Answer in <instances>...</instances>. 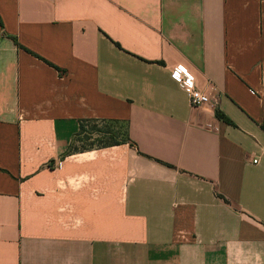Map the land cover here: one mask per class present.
Returning <instances> with one entry per match:
<instances>
[{
  "label": "crops",
  "instance_id": "obj_1",
  "mask_svg": "<svg viewBox=\"0 0 264 264\" xmlns=\"http://www.w3.org/2000/svg\"><path fill=\"white\" fill-rule=\"evenodd\" d=\"M0 264H264V0H0Z\"/></svg>",
  "mask_w": 264,
  "mask_h": 264
},
{
  "label": "trees",
  "instance_id": "obj_2",
  "mask_svg": "<svg viewBox=\"0 0 264 264\" xmlns=\"http://www.w3.org/2000/svg\"><path fill=\"white\" fill-rule=\"evenodd\" d=\"M100 123H107L104 126H100ZM118 123L117 120L107 121L98 118H85L80 120L79 131L76 134L75 142L69 147V151H79L92 149L94 147H106L125 143L130 140L127 130L121 131L113 124ZM85 135V136H82ZM97 141L98 145H94L93 142L90 145H78L84 141Z\"/></svg>",
  "mask_w": 264,
  "mask_h": 264
},
{
  "label": "built area",
  "instance_id": "obj_3",
  "mask_svg": "<svg viewBox=\"0 0 264 264\" xmlns=\"http://www.w3.org/2000/svg\"><path fill=\"white\" fill-rule=\"evenodd\" d=\"M171 74L187 93L192 106H202L210 101L209 92L197 85L195 77L184 65L174 66L171 69ZM252 161L258 163L259 158H254ZM59 166H61V163H59Z\"/></svg>",
  "mask_w": 264,
  "mask_h": 264
},
{
  "label": "rangeland",
  "instance_id": "obj_4",
  "mask_svg": "<svg viewBox=\"0 0 264 264\" xmlns=\"http://www.w3.org/2000/svg\"><path fill=\"white\" fill-rule=\"evenodd\" d=\"M105 124H107V123H100V126H104ZM113 125L115 127L119 128L121 131L125 132V126L123 123L118 122V123H114ZM82 136H85V135H82ZM91 142H93L94 145L99 144V142H97V141L88 140V141L80 142V143H78V145H83V144L84 145H90Z\"/></svg>",
  "mask_w": 264,
  "mask_h": 264
}]
</instances>
